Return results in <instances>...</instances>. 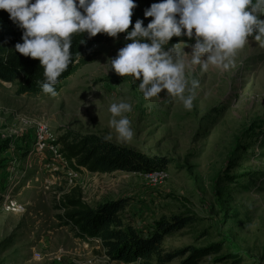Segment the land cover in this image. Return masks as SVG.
I'll return each instance as SVG.
<instances>
[{"label":"rangeland","instance_id":"rangeland-1","mask_svg":"<svg viewBox=\"0 0 264 264\" xmlns=\"http://www.w3.org/2000/svg\"><path fill=\"white\" fill-rule=\"evenodd\" d=\"M247 39L234 67L195 70L191 110L166 90L145 99L131 76L106 75L101 64L128 43L124 38L98 45L96 59L56 96H17L13 84L0 81V264H124L107 260L98 243L63 224L64 196L92 206L126 198L124 221L144 232L161 217L192 216L194 223L164 239L167 252L210 248L217 251L200 264H264V43ZM181 41L186 46L177 50L190 53L194 40ZM120 99L133 104L126 115L134 137L127 142L110 125L108 107ZM43 121L59 149L65 130L110 135L117 145L170 164L148 175L76 172L34 149V125Z\"/></svg>","mask_w":264,"mask_h":264},{"label":"clouds","instance_id":"clouds-1","mask_svg":"<svg viewBox=\"0 0 264 264\" xmlns=\"http://www.w3.org/2000/svg\"><path fill=\"white\" fill-rule=\"evenodd\" d=\"M135 0H0V10L22 30V43L15 51L38 59L44 69L43 93L56 96L55 86L72 60L73 34L88 38L106 34L117 38L125 33V43L114 58L101 64L105 73L139 81L145 99L166 95L177 98L191 110L199 81L192 78L197 68L226 71L234 67V57L248 44V37L264 43V0H159L144 11L151 18H137L132 25ZM173 37L194 40L191 52L184 41L170 45ZM82 40L80 43H83ZM184 47L177 50V45ZM133 104L125 99L108 107L110 125L121 141H131L134 130L126 115ZM106 141L111 136L105 137Z\"/></svg>","mask_w":264,"mask_h":264},{"label":"trees","instance_id":"trees-1","mask_svg":"<svg viewBox=\"0 0 264 264\" xmlns=\"http://www.w3.org/2000/svg\"><path fill=\"white\" fill-rule=\"evenodd\" d=\"M137 7L133 10L132 25L137 18L144 20V26L151 18L144 17V11L152 3L159 0H135ZM125 33L117 38H124ZM72 60L68 69L58 78L55 86L59 94L63 83L75 75L80 68L92 63L98 54V45L116 40L106 34H97L88 38L78 33L71 37ZM182 37H173L170 44L180 42ZM83 43H80L81 41ZM22 43V30L10 19L9 14L0 10V81L15 86L17 96L45 94L41 89L44 82V69L38 59L25 57L15 51V44ZM130 42V41H126ZM51 96L50 94H46ZM68 167L76 172L85 169L92 174H112L126 172L132 174H156L164 172L170 164L161 156H150L129 147L106 141L105 137L93 134H79L65 130L58 138ZM63 224L70 225L76 236L88 242L99 244L107 260L124 264H171L180 259L178 264H200L207 255L214 254L217 249L184 248L167 252L164 239L175 235L187 225L194 223L192 216L176 215L157 219L153 227L147 231L135 229L126 223L122 212L128 206V199L119 198L89 205L78 197L64 196L59 204ZM225 257L215 258L224 261Z\"/></svg>","mask_w":264,"mask_h":264},{"label":"bare ground","instance_id":"bare-ground-1","mask_svg":"<svg viewBox=\"0 0 264 264\" xmlns=\"http://www.w3.org/2000/svg\"><path fill=\"white\" fill-rule=\"evenodd\" d=\"M45 128V131L47 134H45V141L48 143L49 146L39 148V142H41V139L44 136L43 129ZM34 149L37 150L40 153L47 152L53 156L54 159L60 161L61 163L63 161H66L63 154L61 153V150L59 149L57 143L54 144L53 140L50 139V131H49V125L43 121V122H36L34 125ZM13 207V208H12ZM10 207L11 209L18 211L17 206L12 205ZM9 208V209H10Z\"/></svg>","mask_w":264,"mask_h":264},{"label":"built area","instance_id":"built-area-1","mask_svg":"<svg viewBox=\"0 0 264 264\" xmlns=\"http://www.w3.org/2000/svg\"><path fill=\"white\" fill-rule=\"evenodd\" d=\"M43 131H44V136H43V138L41 139V142H39V148H43V147H47V146H49L48 143L45 141V134H47L46 131H45V128L43 129ZM14 204H15V203H14ZM15 205H16V204H15Z\"/></svg>","mask_w":264,"mask_h":264}]
</instances>
